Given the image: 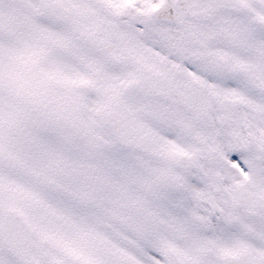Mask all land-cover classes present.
I'll use <instances>...</instances> for the list:
<instances>
[{
	"label": "snow or ice",
	"instance_id": "snow-or-ice-1",
	"mask_svg": "<svg viewBox=\"0 0 264 264\" xmlns=\"http://www.w3.org/2000/svg\"><path fill=\"white\" fill-rule=\"evenodd\" d=\"M0 264H264V0H0Z\"/></svg>",
	"mask_w": 264,
	"mask_h": 264
}]
</instances>
